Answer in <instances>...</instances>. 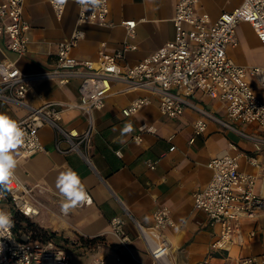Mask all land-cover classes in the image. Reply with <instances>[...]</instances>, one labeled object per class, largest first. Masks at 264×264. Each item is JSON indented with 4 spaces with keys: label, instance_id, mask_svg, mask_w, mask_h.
I'll list each match as a JSON object with an SVG mask.
<instances>
[{
    "label": "crops",
    "instance_id": "0c3cea01",
    "mask_svg": "<svg viewBox=\"0 0 264 264\" xmlns=\"http://www.w3.org/2000/svg\"><path fill=\"white\" fill-rule=\"evenodd\" d=\"M107 1L113 25L82 24L84 37L72 51L78 59L97 60L99 49L113 53L127 40L136 44L137 49L129 52L120 64L122 67L133 65L173 38L176 0ZM242 1L199 0L196 11L208 13L215 21L222 12L234 9ZM77 15L78 5L72 0L67 1L61 17L56 16L49 0H25L24 17L30 23L28 51L17 58L7 48V38L1 36L0 60H17L19 68L27 74L52 68L58 43L70 37ZM127 19L136 21L133 37L127 35L121 23ZM244 29L250 32L248 37L243 36ZM236 34L238 44L228 47V55L241 65H264V45L252 26L239 22ZM101 43L104 46L101 47ZM251 47L260 49L259 57L247 54ZM79 82V78L67 84L54 78H35L27 92L26 103L31 107H39L47 101L62 103L59 124L66 131L80 133L89 126L88 118L78 109L65 105L79 100ZM139 97H148L150 102L136 114L124 116L122 109ZM185 99L190 105L183 114L168 117L160 113L156 96L130 88L126 81L115 80L104 106L93 114L88 160L78 151L57 150L58 140H62L59 145L63 148L68 143L50 124L38 130L47 151L16 158L18 148L15 150L14 173L32 187L33 199L39 207V213L31 220L47 232H53L55 242L69 251L75 264H95L96 256L112 260L121 254L124 258L120 264H139L116 246L117 237L109 226L114 216L123 219L125 229L133 238L134 257L150 262L143 242L137 237L133 219L144 226L151 225L158 205L167 206L174 220V225L165 231L172 245L173 264H240L241 257L264 253V214L241 218L242 240L229 250L215 249L212 243L219 225L204 210L196 208L193 200L194 192L210 181V159L224 150L240 155L241 170L254 174L255 190L264 193V144L256 148L257 140H264V127L231 120L223 101L200 90ZM196 108L213 116L207 118V128L200 134L195 133L194 122L203 114ZM0 113L17 121L24 118L29 109L0 99ZM127 124H131V132L124 131ZM142 125L153 130H140ZM134 133L140 134L141 141L133 139ZM245 154L255 155L259 165L250 164ZM147 160L158 161L150 168ZM68 169L79 175L91 202L65 214L61 210L64 198L56 185L57 178ZM91 238L96 239L89 241Z\"/></svg>",
    "mask_w": 264,
    "mask_h": 264
},
{
    "label": "built area",
    "instance_id": "2783aa9c",
    "mask_svg": "<svg viewBox=\"0 0 264 264\" xmlns=\"http://www.w3.org/2000/svg\"><path fill=\"white\" fill-rule=\"evenodd\" d=\"M69 0H49L57 17H61ZM78 5L76 26L68 39L58 43L57 57L52 68L39 73H24L17 60H0V99L15 102L29 109V113L17 120L25 133L24 143L18 148V157L31 155L37 151H47L42 144L38 130L44 124L53 126L68 143L61 147L58 140L55 148L61 152L78 151L87 160L93 134V114L105 104L115 80H123L130 88L142 89L154 95L161 114L179 117L190 103L185 99L196 90L225 103L227 116L236 122L254 123L264 127V65H241L228 55V47L238 44L236 27L239 22H248L259 41L264 45V0H243L230 11L222 12L212 21L206 12H197L199 0H176L172 17L174 36L149 55L133 65L121 66L120 61L137 49V45L127 40L113 53L99 49L97 60L78 59L73 49L84 37L81 25L93 23L112 26L109 20L108 1L96 7L72 0ZM25 0H0V37L7 38V48L20 58L28 51L30 23L24 17ZM129 37L135 34L136 21L121 22ZM104 43H101V47ZM35 78H54L67 84L79 78V100L65 104L78 109L89 120V126L80 133L66 131L59 121L62 103L47 101L39 107L26 103L27 92ZM150 102L148 97H139L122 109L126 117L136 114ZM203 114L194 122L196 134L207 128V118L213 116L203 109ZM227 124V123H225ZM230 126V125H228ZM233 128V127H231ZM146 128L144 125L140 130ZM234 129V128H233ZM135 141H141L139 133L132 134ZM193 141V138L190 139ZM264 140L258 139L260 149ZM173 148V147H172ZM252 165H259L255 155L245 154ZM158 160H147L154 168ZM240 155L227 150L212 157L208 163L212 171L210 181L193 194L194 206L204 210L209 218L219 225L212 246L229 250L242 240L239 221L264 214V193L256 191V176L241 170ZM0 210L33 217L39 213L38 203L33 199L32 187L25 185L14 173L12 182L0 186ZM91 202V196L88 193ZM133 219V217L129 214ZM137 237L143 242L150 262L137 260L132 254L133 238L124 227L119 216L109 220L110 230L117 237V247L123 249L129 258L139 264H173L171 241L166 229L174 225L170 209L158 205L153 212V223L149 226L133 219ZM0 264H75L68 250L51 238H30L24 230L13 226L0 233ZM96 255V254H95ZM124 255L109 260L103 256L94 258L95 264H120ZM240 264H264V253L240 258Z\"/></svg>",
    "mask_w": 264,
    "mask_h": 264
},
{
    "label": "clouds",
    "instance_id": "9594fccd",
    "mask_svg": "<svg viewBox=\"0 0 264 264\" xmlns=\"http://www.w3.org/2000/svg\"><path fill=\"white\" fill-rule=\"evenodd\" d=\"M104 0H80V3L93 8L101 5ZM131 124L125 125L124 131L131 132ZM25 133L18 123L5 113H0V186L7 187L13 180L17 166L15 150L24 143ZM57 188L64 198L61 210L67 214L71 209L81 206L89 200L88 193L79 177L72 169L61 173L57 178ZM2 196V193H0ZM13 226L11 214L0 210V233ZM2 250V247H0Z\"/></svg>",
    "mask_w": 264,
    "mask_h": 264
},
{
    "label": "trees",
    "instance_id": "16d2710c",
    "mask_svg": "<svg viewBox=\"0 0 264 264\" xmlns=\"http://www.w3.org/2000/svg\"><path fill=\"white\" fill-rule=\"evenodd\" d=\"M16 230H24L30 234V238H51L54 240V233L47 232L43 228L35 224L30 217L23 215L22 213L15 212L13 215ZM96 238L88 239L92 241Z\"/></svg>",
    "mask_w": 264,
    "mask_h": 264
},
{
    "label": "rangeland",
    "instance_id": "374dc122",
    "mask_svg": "<svg viewBox=\"0 0 264 264\" xmlns=\"http://www.w3.org/2000/svg\"><path fill=\"white\" fill-rule=\"evenodd\" d=\"M249 35H250V32L247 29L246 30L244 29L243 30V36L248 37ZM260 53H261L260 49L251 47L247 54H249L251 57H259ZM242 128H244V127H242Z\"/></svg>",
    "mask_w": 264,
    "mask_h": 264
}]
</instances>
